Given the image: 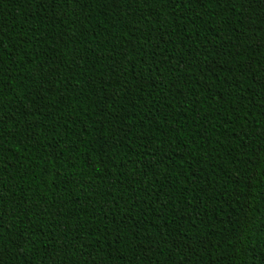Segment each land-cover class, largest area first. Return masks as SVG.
Listing matches in <instances>:
<instances>
[{
  "label": "trees",
  "instance_id": "16d2710c",
  "mask_svg": "<svg viewBox=\"0 0 264 264\" xmlns=\"http://www.w3.org/2000/svg\"><path fill=\"white\" fill-rule=\"evenodd\" d=\"M0 264H264V0H0Z\"/></svg>",
  "mask_w": 264,
  "mask_h": 264
}]
</instances>
